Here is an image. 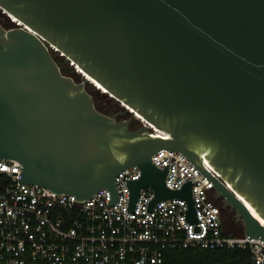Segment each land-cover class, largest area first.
<instances>
[{"label": "water", "instance_id": "obj_1", "mask_svg": "<svg viewBox=\"0 0 264 264\" xmlns=\"http://www.w3.org/2000/svg\"><path fill=\"white\" fill-rule=\"evenodd\" d=\"M1 10L16 22L0 23V158L21 164L19 183L78 201L106 188L111 205L115 175L137 165L126 211L146 187L147 213L179 198L196 224L193 180L167 187L168 164L150 160L171 149L234 207L244 235L264 240V0H0ZM77 67L128 115L99 110Z\"/></svg>", "mask_w": 264, "mask_h": 264}, {"label": "built area", "instance_id": "obj_2", "mask_svg": "<svg viewBox=\"0 0 264 264\" xmlns=\"http://www.w3.org/2000/svg\"><path fill=\"white\" fill-rule=\"evenodd\" d=\"M11 22L14 26L16 21ZM149 128L158 137H166ZM150 160L160 168L168 164L167 187L176 189L193 180L198 223L185 222L186 203L179 198L161 200L147 213V201L154 194L146 187L139 190L134 211L128 213L125 180L140 176L137 165L117 172L118 199L108 205L110 192L106 188L78 201L70 193L21 184V164L0 158V264H163L166 250L189 247L248 249L252 264H264V240L223 230L214 185L191 161L179 151L162 148ZM202 164L212 176H218L207 161ZM194 225L200 226L198 233L193 232Z\"/></svg>", "mask_w": 264, "mask_h": 264}, {"label": "trees", "instance_id": "obj_3", "mask_svg": "<svg viewBox=\"0 0 264 264\" xmlns=\"http://www.w3.org/2000/svg\"><path fill=\"white\" fill-rule=\"evenodd\" d=\"M56 61L63 73L70 67L64 57H59ZM93 99L96 104L94 97ZM163 264H252V262L248 249L189 247L166 250Z\"/></svg>", "mask_w": 264, "mask_h": 264}, {"label": "flooded vegetation", "instance_id": "obj_4", "mask_svg": "<svg viewBox=\"0 0 264 264\" xmlns=\"http://www.w3.org/2000/svg\"><path fill=\"white\" fill-rule=\"evenodd\" d=\"M0 23L5 28H8V26H10L7 16L2 14V12H0ZM71 70H72V67H68V70L65 71V74H68ZM74 75H73V79L77 81V79L74 78ZM87 90L92 94V91L90 88L87 87ZM92 95L94 97V94ZM113 100L115 101L114 104L102 102V101L100 102L96 101V106L99 110H101L104 113H107L110 115L117 114V118H125L128 115V113L123 112L125 110V106L122 105L120 102L116 101L115 99ZM137 125L138 123L136 120H134L131 123L132 127H136ZM215 202L219 206L220 220H221V225H222L223 230L227 232V229L231 228L233 230L242 229L243 231V224H242L240 217L237 215L234 207L231 206L226 201V198L222 196L221 194H217L215 196Z\"/></svg>", "mask_w": 264, "mask_h": 264}, {"label": "rangeland", "instance_id": "obj_5", "mask_svg": "<svg viewBox=\"0 0 264 264\" xmlns=\"http://www.w3.org/2000/svg\"><path fill=\"white\" fill-rule=\"evenodd\" d=\"M10 19L13 20V21H16L12 16H10ZM8 21L10 23V26H8V28H9V27L12 26V24H11L12 22L9 19H8ZM55 58L58 59L59 56H57L55 54ZM70 64H71V62L68 61L67 65L71 67ZM73 69H74V67H72V70ZM76 70H77V72H79L80 69L79 70L76 69ZM74 78L79 80V74L76 73L74 75ZM91 84L94 85L93 83H91ZM94 86L96 87V85H94ZM96 88H94V89L91 88L92 94H94V98H95L96 101H98V102L102 101V102H107V103H111V104L115 103V101L113 99H111L112 97H110L106 93L102 92L98 87H96ZM139 122L140 121H137L138 124H139ZM227 233H230L232 235H242L243 231H242V229L233 230V229L229 228V229H227Z\"/></svg>", "mask_w": 264, "mask_h": 264}, {"label": "bare ground", "instance_id": "obj_6", "mask_svg": "<svg viewBox=\"0 0 264 264\" xmlns=\"http://www.w3.org/2000/svg\"><path fill=\"white\" fill-rule=\"evenodd\" d=\"M14 18V17H13ZM15 19V18H14ZM16 20V19H15ZM77 69L79 70L80 68H78L77 67ZM79 73L80 74H83V76H86V78H88L89 80H90V82L91 83H93L94 85H96V87H98L102 92H105L106 90L98 83V82H96L94 79H92L91 77H89L88 75H86L81 69L79 70ZM95 87V88H96ZM126 108L128 109V110H130V111H133L131 108H129L128 106H126ZM135 116H136V118H138L139 120H141V121H143L144 119L141 117V116H139L137 113H135ZM206 161V160H205ZM247 207L249 208V210L251 211V213H252V215L254 216V217H256L259 221H260V218L258 217V215L255 213V211L252 209V208H250V206L247 204ZM261 222V221H260ZM261 224H262V222H261Z\"/></svg>", "mask_w": 264, "mask_h": 264}]
</instances>
